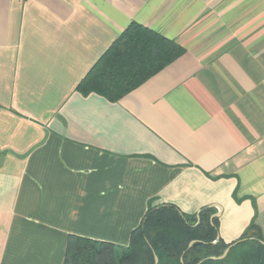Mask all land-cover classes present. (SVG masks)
I'll return each instance as SVG.
<instances>
[{
	"label": "crops",
	"instance_id": "0c3cea01",
	"mask_svg": "<svg viewBox=\"0 0 264 264\" xmlns=\"http://www.w3.org/2000/svg\"><path fill=\"white\" fill-rule=\"evenodd\" d=\"M131 22L183 53L116 101L80 93ZM162 203L264 239V0H0V264L126 246Z\"/></svg>",
	"mask_w": 264,
	"mask_h": 264
},
{
	"label": "trees",
	"instance_id": "16d2710c",
	"mask_svg": "<svg viewBox=\"0 0 264 264\" xmlns=\"http://www.w3.org/2000/svg\"><path fill=\"white\" fill-rule=\"evenodd\" d=\"M183 51L174 40L131 22L76 89L83 95L94 92L116 101ZM213 214L211 208L186 214L173 204H150L128 245L69 235L63 264H264V239L254 219L239 239L226 243L218 236V219ZM226 248L227 254L218 258Z\"/></svg>",
	"mask_w": 264,
	"mask_h": 264
},
{
	"label": "water",
	"instance_id": "95a60500",
	"mask_svg": "<svg viewBox=\"0 0 264 264\" xmlns=\"http://www.w3.org/2000/svg\"><path fill=\"white\" fill-rule=\"evenodd\" d=\"M216 216H217V214H213L211 217L214 218V217H216ZM192 243H193V241L189 244V246H190ZM263 244H264V243H263ZM189 246H188V247H189ZM228 250H229V248H226L225 251L223 252V254H222L221 256H219L218 258H223V257L227 254ZM213 258H214V257H213ZM156 260H157V258H156Z\"/></svg>",
	"mask_w": 264,
	"mask_h": 264
}]
</instances>
